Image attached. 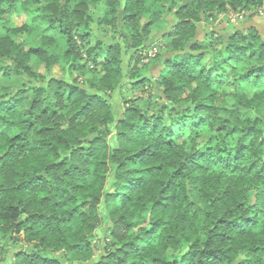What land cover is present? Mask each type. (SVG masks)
<instances>
[{"label": "trees", "instance_id": "16d2710c", "mask_svg": "<svg viewBox=\"0 0 264 264\" xmlns=\"http://www.w3.org/2000/svg\"><path fill=\"white\" fill-rule=\"evenodd\" d=\"M179 1L0 0V79L20 81L0 88L11 264L89 261L102 221L92 264H264V34L198 38L264 0ZM170 14L159 104L126 99L116 119L107 96L150 83L140 53Z\"/></svg>", "mask_w": 264, "mask_h": 264}, {"label": "rangeland", "instance_id": "374dc122", "mask_svg": "<svg viewBox=\"0 0 264 264\" xmlns=\"http://www.w3.org/2000/svg\"><path fill=\"white\" fill-rule=\"evenodd\" d=\"M191 0H181L179 3L189 2ZM23 19H14L16 24H21ZM166 25H159L155 31L150 35L147 42L145 43V49L140 53V63L137 66L139 74L148 80L149 84L143 85V87L130 88L127 86L128 79L125 77L121 87L107 96L109 102L112 105L114 116L116 119L121 117L124 110L126 99H132L135 97H141L148 99L152 105L156 106L159 104V93L158 88L155 85L158 78V73L161 69L160 59L164 53L169 50V39H165L162 34L168 33L173 23L175 22L172 14L165 18ZM250 28H255L264 34V6L258 11H244V12H231L216 14L203 20L198 24V38L203 39L204 36L210 34H225L235 30L246 31ZM96 37L100 38L101 35L96 33ZM124 68L127 69L128 56L123 57ZM34 68H37V61L33 59L31 61ZM35 68V69H36ZM41 71V70H40ZM55 77L63 76L59 67H55L53 70ZM76 75L74 74V77ZM82 81L84 78H77ZM20 81L10 80L5 81L0 79V88L3 86H19ZM112 138L108 139L109 144L112 143ZM107 225L102 223L98 226L95 234L92 237L91 248L93 250V257L89 261H72L71 257L67 258L66 264H92L99 256L103 254L104 246L110 241V237L106 236ZM8 238H0V247L8 248V255L0 261V264H11V254L15 251V247L10 244Z\"/></svg>", "mask_w": 264, "mask_h": 264}]
</instances>
